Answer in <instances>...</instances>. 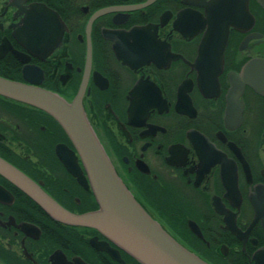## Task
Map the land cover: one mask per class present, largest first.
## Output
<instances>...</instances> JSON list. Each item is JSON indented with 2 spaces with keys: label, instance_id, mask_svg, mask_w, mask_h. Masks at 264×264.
Returning <instances> with one entry per match:
<instances>
[{
  "label": "flooded vegetation",
  "instance_id": "flooded-vegetation-1",
  "mask_svg": "<svg viewBox=\"0 0 264 264\" xmlns=\"http://www.w3.org/2000/svg\"><path fill=\"white\" fill-rule=\"evenodd\" d=\"M0 77L79 100L120 179L184 247L264 264V0H0ZM0 158L67 211L99 209L59 123L2 96ZM0 188V264H140L1 174Z\"/></svg>",
  "mask_w": 264,
  "mask_h": 264
},
{
  "label": "water",
  "instance_id": "water-1",
  "mask_svg": "<svg viewBox=\"0 0 264 264\" xmlns=\"http://www.w3.org/2000/svg\"><path fill=\"white\" fill-rule=\"evenodd\" d=\"M0 96L49 114L75 147L99 205L76 215L55 202L40 186L0 158V174L39 204L54 220L69 226L93 227L140 264H209L173 238L135 199L116 173L79 100L0 77ZM57 154L69 172L85 179L65 146ZM0 188V195H2ZM264 256V250L260 252Z\"/></svg>",
  "mask_w": 264,
  "mask_h": 264
}]
</instances>
